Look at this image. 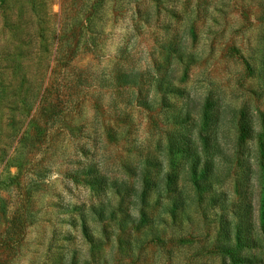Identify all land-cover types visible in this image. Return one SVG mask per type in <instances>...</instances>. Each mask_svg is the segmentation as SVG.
Here are the masks:
<instances>
[{
  "label": "rangeland",
  "instance_id": "obj_1",
  "mask_svg": "<svg viewBox=\"0 0 264 264\" xmlns=\"http://www.w3.org/2000/svg\"><path fill=\"white\" fill-rule=\"evenodd\" d=\"M263 153L264 0H0V264H264Z\"/></svg>",
  "mask_w": 264,
  "mask_h": 264
},
{
  "label": "trees",
  "instance_id": "obj_2",
  "mask_svg": "<svg viewBox=\"0 0 264 264\" xmlns=\"http://www.w3.org/2000/svg\"><path fill=\"white\" fill-rule=\"evenodd\" d=\"M243 138V136H242ZM264 156V153H263ZM263 191H264V179H263ZM259 216L258 219L260 221V225L264 230V198L259 206ZM237 243L235 247L228 246V248L225 249L226 253L229 255V258L231 260V264H250L251 257L249 256H241L238 252L241 251L242 248L248 247L251 244L258 245V241L256 239H246L243 235H237L236 237ZM238 248V249H237Z\"/></svg>",
  "mask_w": 264,
  "mask_h": 264
}]
</instances>
